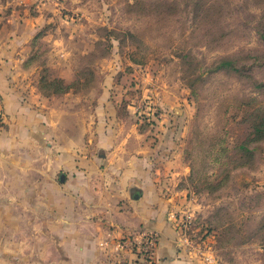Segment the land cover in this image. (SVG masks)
<instances>
[{
    "label": "rangeland",
    "instance_id": "374dc122",
    "mask_svg": "<svg viewBox=\"0 0 264 264\" xmlns=\"http://www.w3.org/2000/svg\"><path fill=\"white\" fill-rule=\"evenodd\" d=\"M11 57H24V89L113 102L127 132L159 146L197 261L264 264V0H0ZM10 240L0 230V264Z\"/></svg>",
    "mask_w": 264,
    "mask_h": 264
},
{
    "label": "crops",
    "instance_id": "0c3cea01",
    "mask_svg": "<svg viewBox=\"0 0 264 264\" xmlns=\"http://www.w3.org/2000/svg\"><path fill=\"white\" fill-rule=\"evenodd\" d=\"M11 58H0L9 120L0 134V230L14 239L4 264H125L135 256L121 246L144 232L157 235L155 264H205L176 225L177 199L154 162L159 146L127 132L113 102L50 101L30 83L24 89L17 76L26 72L13 70L24 57Z\"/></svg>",
    "mask_w": 264,
    "mask_h": 264
},
{
    "label": "built area",
    "instance_id": "2783aa9c",
    "mask_svg": "<svg viewBox=\"0 0 264 264\" xmlns=\"http://www.w3.org/2000/svg\"><path fill=\"white\" fill-rule=\"evenodd\" d=\"M157 243V235L152 232H144L136 237H130L126 245H122V249L131 251L135 259L133 262L125 264H155V248ZM211 262V258H206Z\"/></svg>",
    "mask_w": 264,
    "mask_h": 264
}]
</instances>
